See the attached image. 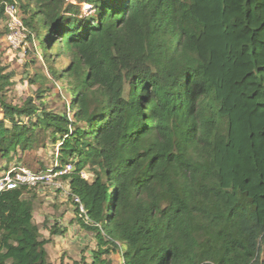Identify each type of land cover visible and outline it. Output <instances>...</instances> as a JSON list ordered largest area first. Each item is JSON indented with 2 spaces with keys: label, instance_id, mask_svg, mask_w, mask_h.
<instances>
[{
  "label": "trees",
  "instance_id": "1",
  "mask_svg": "<svg viewBox=\"0 0 264 264\" xmlns=\"http://www.w3.org/2000/svg\"><path fill=\"white\" fill-rule=\"evenodd\" d=\"M28 1L45 60L68 58L51 73L71 115L8 104L0 64V162L37 131L58 145L95 243L73 264H264V0ZM28 190L0 194V264H50L65 233L41 237Z\"/></svg>",
  "mask_w": 264,
  "mask_h": 264
},
{
  "label": "rangeland",
  "instance_id": "2",
  "mask_svg": "<svg viewBox=\"0 0 264 264\" xmlns=\"http://www.w3.org/2000/svg\"><path fill=\"white\" fill-rule=\"evenodd\" d=\"M10 1L16 4L18 9L17 20H19L17 23H21V25L15 29H10L12 25L10 26V21L4 17V14L0 18V64L6 73L13 76V86L6 93V102L20 106L31 99L35 106L43 104L46 110L55 113L68 112L70 114L68 106L72 101V97L67 91V84L56 79L51 73L60 76L62 70L68 65V58L62 56L57 59L53 56L49 61H46L41 50V44L48 40V35L38 28L35 23H33L32 28L27 26L28 13L26 7L28 4L33 6L34 2L28 0H0V7L4 6V3H11ZM67 2L76 4V0H68ZM80 8L81 16L86 21L95 19L94 10L86 5H81ZM10 34L14 37L16 48L8 45L7 36ZM21 122L23 124L27 123V119L23 118ZM6 125L10 127L9 123H6ZM35 140L37 143L35 147L24 152L18 150L17 154L12 155L10 163L7 164L5 161H1L0 174L25 169L32 172L42 171L52 176L49 184L31 188L23 195L33 202V221L38 226L41 237L47 239L50 228L55 224L49 221V218L57 222L58 218L62 219L65 215V209L72 211L73 218H75L71 219L72 222L76 223L80 218L76 206L72 202L70 189L69 187L66 188L68 182L62 180L61 175H58L59 172H53L57 166L58 145L52 146L48 134L43 131H37ZM6 167L7 170H5ZM82 176L87 180L91 178L87 169L82 172ZM62 199L63 201H60ZM42 217L46 219L44 224ZM81 232L82 229L75 228L72 237L63 236L56 239L57 241L53 245L47 246L48 262L50 264H73L83 257L87 263H90V252L95 243L87 236H81ZM86 233L88 236L93 237L89 232ZM119 256V253L114 252L105 259L110 264H121Z\"/></svg>",
  "mask_w": 264,
  "mask_h": 264
},
{
  "label": "built area",
  "instance_id": "3",
  "mask_svg": "<svg viewBox=\"0 0 264 264\" xmlns=\"http://www.w3.org/2000/svg\"><path fill=\"white\" fill-rule=\"evenodd\" d=\"M3 14L4 17L10 21V29H15L17 26H20L21 23H17L18 18V9L14 2L12 3H4L3 6ZM19 24V25H17ZM12 33V32H11ZM13 36L8 35L7 39L9 41V46L16 48L15 42L13 40ZM71 170L70 166H67L65 170L59 172L58 175H63L66 172ZM51 175L45 172H32L30 170L21 169L16 171H8L6 173L0 174V194L6 191L17 190L20 188L31 189L37 187L39 185H46L51 182ZM84 178V177H83ZM71 196V195H70ZM72 202L76 206V211L78 213V217L82 220L84 224L88 223L85 209L81 203V201L75 197L71 196ZM123 264V263H122Z\"/></svg>",
  "mask_w": 264,
  "mask_h": 264
},
{
  "label": "crops",
  "instance_id": "4",
  "mask_svg": "<svg viewBox=\"0 0 264 264\" xmlns=\"http://www.w3.org/2000/svg\"><path fill=\"white\" fill-rule=\"evenodd\" d=\"M69 186H66V188H68ZM65 192H67V190H65ZM67 194V193H66ZM60 201H63V199L62 200H60ZM65 207H67V206H65ZM66 210V213H65V215L63 216V218L61 219V218H58L57 219V222L56 221H54V220H51V218H49V221H52V223H57L58 224V228L59 229H61V230H63V231H65V233L63 234V235H61V236H56V237H52L51 238V243L50 244H48L47 246H49V245H53L54 244V242L55 241H57L56 239H59V238H61V237H63V236H73V232L75 231V228H80L79 227V225H78V223L76 222H72L71 221V219L73 220V219H75V218H73L74 216H73V213H72V211L71 210H69V209H65ZM42 219V221L44 222V221H46V219H45V217H42L41 218ZM54 221V222H53ZM81 229V228H80ZM82 234H81V236L83 235V237H85V236H87L88 238H90V240H94L93 239V237H91V236H88V234L86 233V231L85 230H83L82 229V232H81ZM91 235V234H90ZM49 238V237H48ZM47 238V239H48ZM94 243V242H93ZM46 246V247H47ZM95 246V245H94ZM94 249V248H93ZM92 249V250H93ZM119 260H120V262H121V264L123 263V259H122V256H119Z\"/></svg>",
  "mask_w": 264,
  "mask_h": 264
}]
</instances>
